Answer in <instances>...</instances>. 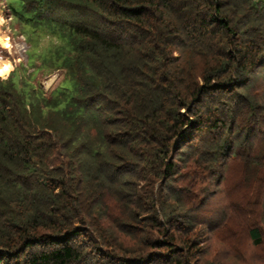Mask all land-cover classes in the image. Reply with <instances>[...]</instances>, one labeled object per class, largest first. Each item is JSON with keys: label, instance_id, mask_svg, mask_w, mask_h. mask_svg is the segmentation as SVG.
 Listing matches in <instances>:
<instances>
[{"label": "trees", "instance_id": "16d2710c", "mask_svg": "<svg viewBox=\"0 0 264 264\" xmlns=\"http://www.w3.org/2000/svg\"><path fill=\"white\" fill-rule=\"evenodd\" d=\"M20 4L16 20L53 40L30 63L63 78L45 92L21 68L0 76V264H194L202 235L178 228L205 222L242 147L258 163L241 221L264 220V152H248L264 116L246 94L264 67V0ZM189 55L207 60L200 75ZM107 224L142 239L125 251ZM248 231L260 245L262 228Z\"/></svg>", "mask_w": 264, "mask_h": 264}, {"label": "rangeland", "instance_id": "374dc122", "mask_svg": "<svg viewBox=\"0 0 264 264\" xmlns=\"http://www.w3.org/2000/svg\"><path fill=\"white\" fill-rule=\"evenodd\" d=\"M20 1L0 0V36H8L10 44L6 46L0 41V60L8 59L12 65L10 71L0 74V76L2 79H6L15 69L21 68L20 75L25 76L29 79V82L47 92L58 84L61 77L63 78L62 71L54 70L50 73L43 68L36 70V66H39L40 61L36 58L34 63H30L29 57L32 52L36 54L37 52L47 50L46 48L50 46L53 40L48 36H42L40 31L34 36L29 27L24 26L16 20L12 7L16 9L20 8ZM28 33L31 34L32 40H30L31 37L28 38ZM185 57H188L187 52L184 55ZM189 57L193 59L194 73H199L198 75H200L206 66L207 60L198 56L189 55ZM251 81L252 84L249 85L251 88L245 93L249 94V98L256 102L258 114L264 116V67L258 69L253 74ZM257 129L252 134L250 132L253 149L248 152L251 153V157L256 156L258 158V155L264 152V123H261ZM237 143H240L239 140H237ZM246 149V147L238 148L237 156L228 158L223 168V180L221 184L212 187L207 198L208 204L203 207L204 211L201 212V208L197 214L195 212L197 217H205V222L197 221L198 219L192 222L194 229L192 232H187L184 228H178L181 232L177 233V235L185 238L190 234L193 236L195 233L202 235V239L200 240L202 242L197 246L198 254L194 264H264V220L261 218L260 223L252 218L251 221L244 222L241 220L246 218L239 212L242 202L244 203L242 206H245L246 201H250L247 197L250 192L249 187H251V176L254 175V169L258 163L256 161L253 167L244 163L247 160V157L245 158ZM260 163L264 167V159ZM260 178L262 180L260 190H258L257 194L253 191L255 195L251 197L258 202V207L263 211L264 170L260 174ZM175 202L174 200L171 201V203L177 205ZM249 205H251V202H249ZM225 222H227V225H225ZM253 224L262 228L263 241L260 245L253 244L249 235L248 230ZM109 227L113 229L114 234L121 235L120 239L125 251L135 249L138 242L142 239L140 238L141 236L134 237L130 234H123L114 225ZM146 237L149 240L154 239L153 236ZM148 238L146 239L148 240ZM144 250L145 255L151 254V250L148 248ZM107 261H110V259L103 260L102 262L103 264H108ZM168 262L169 260L162 263L156 261L154 264H168Z\"/></svg>", "mask_w": 264, "mask_h": 264}, {"label": "bare ground", "instance_id": "6f19581e", "mask_svg": "<svg viewBox=\"0 0 264 264\" xmlns=\"http://www.w3.org/2000/svg\"><path fill=\"white\" fill-rule=\"evenodd\" d=\"M0 41L4 43V45L8 46L9 44V39L8 36H0ZM10 45V44H9ZM12 65L10 61L7 60H0V74H5L8 71H10Z\"/></svg>", "mask_w": 264, "mask_h": 264}]
</instances>
